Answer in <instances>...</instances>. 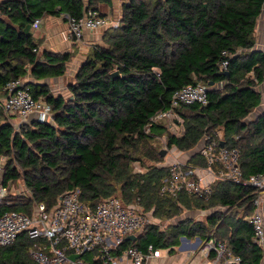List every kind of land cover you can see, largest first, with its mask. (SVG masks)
<instances>
[{
	"label": "trees",
	"instance_id": "16d2710c",
	"mask_svg": "<svg viewBox=\"0 0 264 264\" xmlns=\"http://www.w3.org/2000/svg\"><path fill=\"white\" fill-rule=\"evenodd\" d=\"M110 2L5 0L0 5L2 185L8 192L10 183L22 181L30 194L0 198V216L13 211L31 214L39 204L52 208L75 189L90 206L118 198L126 206L154 210L164 220L179 218L184 211H212L206 221L186 219L160 235L156 226H148V237L135 246L146 251L149 245L159 249L180 237H198L225 244L242 258L241 264H262L264 247L255 242L246 220L259 193L216 180L207 201L185 192L162 195L170 169L162 166L163 151L156 145L166 135L170 150L181 155L196 151L188 166L203 168L207 163L197 149L211 136L240 151L245 181L264 174V114L245 122L261 104L256 89L264 81V53L253 48L264 0H129L119 25L105 31L103 45L88 51L68 84V97L38 84L65 76L74 55L40 52L31 32L34 21L61 15L79 20L88 10L99 12L100 4ZM224 52L230 55L226 72L221 68ZM116 71L120 76L114 78ZM29 75L34 81L26 87L34 100L51 107L54 120L34 121L17 130L1 98L8 83ZM198 84L211 89L208 104L178 108V134L160 123L150 124L158 112L170 108L176 91ZM33 246L22 234L12 245L0 247V264H35Z\"/></svg>",
	"mask_w": 264,
	"mask_h": 264
},
{
	"label": "built area",
	"instance_id": "2783aa9c",
	"mask_svg": "<svg viewBox=\"0 0 264 264\" xmlns=\"http://www.w3.org/2000/svg\"><path fill=\"white\" fill-rule=\"evenodd\" d=\"M62 16L68 22L70 35L78 41L83 39L85 31L98 30L109 22L94 10H88L79 20ZM42 23V18L34 21L31 27L33 33L40 29ZM223 56L225 59L221 68L226 72L230 55L224 52ZM210 90L202 84L181 88L172 96L170 108L158 112L150 124L172 120L181 122L176 110L186 105H207ZM4 93L6 96L2 107L8 114L20 117L18 129L34 121L41 124L53 122L51 107L44 101L34 100L23 79L8 83ZM30 117L33 120L27 122ZM146 129L149 132L150 125ZM197 153L205 158L207 166H188V162L181 160V155L174 158L168 165L170 171L163 180L161 194L176 197L185 192L207 201L216 180L250 186L259 193V197L246 220L253 227L255 242L264 247V204L261 197L264 194V174H254L245 181L239 164L240 151L221 146L219 140L211 136L204 138ZM4 161V158H0L1 174ZM6 193L7 189L0 185V198ZM148 223H152L149 215L138 205L126 206L118 198H109L90 206L82 201L81 190L75 189L63 194L52 208L39 204L31 214L13 211L1 215L0 247L12 245L25 234L34 242L30 255L37 264H89L81 258L92 252L99 256L92 260L94 264H146L147 261L161 259L162 251L154 245H149L143 251L135 245L127 247L125 242H131L127 240L130 236H135L136 241ZM201 244L199 250L205 258L210 259L211 264L242 263V258L233 255L223 243L209 240L201 241ZM74 255L80 258L72 260L71 256Z\"/></svg>",
	"mask_w": 264,
	"mask_h": 264
},
{
	"label": "crops",
	"instance_id": "0c3cea01",
	"mask_svg": "<svg viewBox=\"0 0 264 264\" xmlns=\"http://www.w3.org/2000/svg\"><path fill=\"white\" fill-rule=\"evenodd\" d=\"M4 1L5 0H0V5ZM124 3L125 2H121V0H111L110 3L100 4L99 13L103 15L104 18H107L109 20L108 24L98 30L85 31L84 37L81 41L76 40L70 35L68 22L62 15L43 17L42 18L43 23L40 29L36 33H33V31H31L35 39L40 42L39 51L40 52L47 51L53 54L72 53L74 56L71 63L68 64L67 73L65 76L43 80L38 82V84L49 85L51 91L56 96L63 95L65 97H68L69 96L68 84L70 83V80L77 75L81 64L86 60L87 53L90 50V48L95 45H103V37L105 31L109 28L117 27L119 25V21L123 13L122 7ZM255 37H256V44L255 47L253 48V51L264 53V8L257 23ZM32 81L34 80L31 75L27 76V78L24 79V82L26 84ZM222 86L223 85H218V87H222ZM256 90L261 94V104L245 120L246 123H250L251 121L257 119L262 114H264V81ZM4 98L5 97H2L1 100L3 101ZM9 116L12 117L9 119V122L13 123L15 128L19 130L18 128L21 123L20 117L12 114H9ZM31 120H33V117H30L27 122ZM201 145L202 143L199 146ZM194 153H196V151L192 152L191 155H193ZM185 155H187V153L181 155L182 159H184ZM189 159L185 161L188 162ZM191 212L193 214L205 213V211H200V210H194ZM183 238H186L184 249L186 251H192L194 253L187 252L183 254V256H180L179 254L176 255L172 253L173 252L172 250L168 252L166 256L162 254L161 259H157V260L153 259L147 261L146 264H211L210 259L205 258V256L200 252L199 245L195 247L197 241L194 240L193 242H191L190 240L193 239H189L187 237H183ZM33 262L37 264L34 260ZM87 262L89 264H94L92 261H87ZM262 264H264V259L262 261Z\"/></svg>",
	"mask_w": 264,
	"mask_h": 264
},
{
	"label": "rangeland",
	"instance_id": "374dc122",
	"mask_svg": "<svg viewBox=\"0 0 264 264\" xmlns=\"http://www.w3.org/2000/svg\"><path fill=\"white\" fill-rule=\"evenodd\" d=\"M128 1L129 0H121V2H125V3ZM160 124L165 125L166 127H169L170 131L173 133H176V134L179 133V129H178V127L175 126L176 123L174 120L162 121V122H160ZM156 146L158 148H160L161 151H163V153H164V156H163L164 162L162 163V166L170 165L174 161V158H178L181 155L180 152H177L175 149L170 150L168 148L166 135H164L158 139V143ZM191 153H188L187 155H185L184 159H181V160L182 161L188 160L191 156ZM136 170H141L143 172L146 171L144 168H141V167H137ZM0 185H2V174H1V172H0ZM24 187L25 186H24V183L22 181H20L18 183L17 182L16 183H14V182L10 183V187H9L8 192L6 193V196L12 194L11 195L12 198H15L13 200H16V198H18L17 195H19V196H24V195L30 196L29 192L26 191ZM261 197L263 199V204H264V195ZM153 211L154 210L149 211V212L145 211L146 215H149V221H151L152 223H148L147 225H145V230L142 233L138 234L137 240L133 241V242H129L127 245H132V246H134L135 244L138 245L143 240H145V238L148 237V234H149V227L148 226H156L158 228V232L160 235L162 232L168 231L170 229V225H177L186 219H192V220L197 221V222L198 221H206L207 216L212 213V211H206L203 214L202 213L193 214L191 211H184V213L179 218H173L171 220H164L163 218H160L156 213H153ZM223 211H225V209H223ZM181 238H183V237H180L178 241L173 243V245L161 246L159 249L162 251V254L164 256H166L168 254V252H170L172 250H173L172 253H174L176 255L179 254L180 256H183V254H185L187 252L194 253L192 251H186L184 249L185 241H183V240L181 241ZM197 239L198 238H193V240H190V241L191 242H193L194 240L197 241ZM202 245L203 244L199 245V248H201ZM94 257H99V256L95 252L94 253L92 252V253H89L87 255H84L81 259L83 261H92L94 259Z\"/></svg>",
	"mask_w": 264,
	"mask_h": 264
},
{
	"label": "water",
	"instance_id": "95a60500",
	"mask_svg": "<svg viewBox=\"0 0 264 264\" xmlns=\"http://www.w3.org/2000/svg\"><path fill=\"white\" fill-rule=\"evenodd\" d=\"M119 76H120V74H119L118 71H116L115 73L112 74V77H114V78H117ZM221 145L223 146V144H221ZM163 155H164V153H163ZM135 239H136L135 236H130V237L127 238L128 241H135ZM182 240L185 241L186 238H182ZM200 243H201V239H198L197 240V244L195 245V247H197L198 245H200ZM78 258H80V256H78V255L71 256V259L72 260H75V259H78Z\"/></svg>",
	"mask_w": 264,
	"mask_h": 264
},
{
	"label": "bare ground",
	"instance_id": "6f19581e",
	"mask_svg": "<svg viewBox=\"0 0 264 264\" xmlns=\"http://www.w3.org/2000/svg\"><path fill=\"white\" fill-rule=\"evenodd\" d=\"M168 167V166H167Z\"/></svg>",
	"mask_w": 264,
	"mask_h": 264
}]
</instances>
